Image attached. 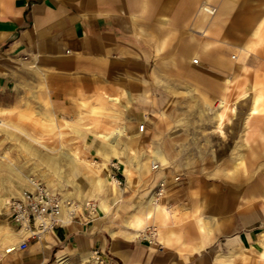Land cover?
I'll use <instances>...</instances> for the list:
<instances>
[{
    "label": "crops",
    "instance_id": "0c3cea01",
    "mask_svg": "<svg viewBox=\"0 0 264 264\" xmlns=\"http://www.w3.org/2000/svg\"><path fill=\"white\" fill-rule=\"evenodd\" d=\"M210 1L0 0V117L4 114L15 122L26 112L34 117L33 130L24 131L31 138L37 140L50 131L77 135L82 145L93 144L94 131L120 126L127 133L120 136L119 145L130 135L140 133L147 145L161 130L166 133V145H153L151 162L140 163L132 153L124 155L130 176L118 159L112 160L114 155L104 154L110 176L119 179L112 175V161L120 169L118 175L123 174L119 177L129 186L130 202L123 201L120 186L106 179L101 168L96 178L81 181L84 158L77 151L65 153L70 159L67 170L54 167L52 156L51 169L57 177L44 173L47 185L64 189V196L76 203L73 218L63 209L62 217L69 221L42 239H30L25 248L6 252L8 264H44L52 256L94 254L106 264H264V118L257 116L261 107L252 115L260 121L245 131L244 143L254 145L258 155L244 160L245 169L234 170L229 157L220 165L205 164L196 148L194 156L188 154L194 148L179 145V116L167 106L189 81L199 101L218 102L217 118L221 100L232 105L230 96L242 84L234 78L236 63L227 58L231 44L219 38L238 37L236 23L242 20L262 23L260 31L250 30L253 37L264 31V16L240 8L248 5L246 0H212L218 6L216 15L198 12L206 27L198 32L206 34L211 28L206 40L188 34L189 7ZM223 21L226 25L218 28L216 23ZM172 26L178 28V35H171ZM160 38L166 44L163 61L157 62ZM255 44L251 40L240 49L248 45L251 55ZM195 54L200 56L198 62L192 60ZM160 69L166 74L162 83L156 78ZM257 96L259 101L262 93ZM165 101L166 122L158 115ZM91 110L99 113L101 128L113 129H90ZM48 121L50 130L44 125ZM141 121L146 123L143 131L137 129ZM156 162L159 166L153 168ZM251 166L258 167L253 174L248 172ZM160 177L166 179L165 193L159 201L144 204ZM88 182L116 187L114 196H100L92 217L76 202L86 203L93 194ZM149 223L156 225L159 243L136 237L135 230Z\"/></svg>",
    "mask_w": 264,
    "mask_h": 264
},
{
    "label": "rangeland",
    "instance_id": "374dc122",
    "mask_svg": "<svg viewBox=\"0 0 264 264\" xmlns=\"http://www.w3.org/2000/svg\"><path fill=\"white\" fill-rule=\"evenodd\" d=\"M246 1L248 2V5L245 7H240L244 9V13H249V15L259 13V17L264 16V0ZM209 3L214 4L217 7L216 11L218 12V6L216 2H213L211 0ZM202 5L203 3H200L196 7H189L190 10L188 12V18L190 19V21L187 24L186 31L188 32V34L198 35L201 39L206 40L211 28L206 29V34L198 32V30H200L201 28H203V30L206 28L201 25V21L198 19V12H204L209 17H212V15H216L215 13L217 12H215L214 14H209L201 9ZM216 25L218 28H221V26L226 25V23L223 21L222 23H216ZM251 26L249 21L247 20L239 21L236 23V30L239 35L238 37L229 41L224 37L219 38V40L224 43L230 42L231 47L227 48V58L234 64L236 63V73L234 75H238L237 79H239L242 83L241 85H238L239 87H236L235 94L233 93V95L230 96V102L231 104H233H229L231 106V109H229L227 114L225 115L222 125V132L214 130L216 120L218 121V118H216L215 115L218 102L209 103L206 101H199L195 95L194 87L189 81L186 82L185 91L181 92L179 96L173 95V97H171V100L174 98V101L170 100L167 103V106L175 108L176 114H178L179 116L178 128L182 131L180 136H178L179 145H187L186 147L194 148V150L188 151V154L191 151L193 156L195 154L196 148L199 157H202L203 155L205 164L210 162H218L220 165L224 158L229 157L234 161V170H240L244 168V160H246L249 155L251 157L258 155V150L255 149L254 145L244 144L247 141V139L245 138V131L248 130V128H250L255 122L260 121L258 117L253 116L247 123L245 121L246 114L254 110L255 112H252L254 113L253 115H257L260 106L261 110L257 116L261 115L262 118H264V31L261 32L260 36L253 37V35L250 34ZM170 30L172 32L171 35H178L175 34L176 30H178L177 27L172 26L170 27ZM160 32V36H162L163 31L161 30ZM168 35L169 34L165 33V36ZM176 40H178L177 36L171 38L172 43ZM251 40H256L255 51L251 55L250 52L246 55L244 49L245 47L243 48L244 50H241L240 47L245 45L247 42H250ZM165 44L166 40L164 43L163 38H160L159 51L161 53L156 56L155 60L157 62L163 61L162 51L165 47ZM192 56H195L197 58L200 57L196 54ZM164 77L166 78V74H164L163 70L160 69L156 71V78L160 80L161 83L163 82ZM252 83L256 86H253ZM243 89H247L249 91V96L246 97L245 100L242 99L243 97L241 94ZM259 92L262 93V97L258 101L259 96L257 95L259 94ZM255 95L257 97H255L253 101V97ZM209 105H211L212 108ZM159 106L160 107L158 115H160L161 117L163 116L166 122V101L164 103H160ZM234 107H241L240 109L238 108L239 113H235L232 111V108ZM90 113L94 116V118H92L91 120L90 129H92L93 131L113 129V127L107 129L101 128L99 115H97L99 113L95 112L94 110H91ZM234 114L237 115L234 116ZM27 123L32 124V127L30 129L28 128ZM33 124L34 117H30L26 112L22 113L21 117L15 122H12V120L5 118L4 114H1L0 117V264H8V256H6V251L12 249L14 244L17 242L16 239H18V237L14 238L11 241L7 239L11 231H9V229H13L14 231L16 230L12 227L10 222L9 211L7 209V201L13 195L18 194L23 188L30 186L31 180L33 178H36L37 180L42 181L47 185V179L45 178L44 173L51 172L53 177H57L55 173H52L53 169H51L52 156L54 157V165L52 164L54 167H61V169L67 170L69 168L70 159L65 153L71 152L73 154H76L77 151L78 154L82 158H84V164L81 170L80 177L81 181H89L90 176H92V178H96L95 176H97L96 174L99 173V168H101V172L106 178L107 173H105L106 170L104 165L109 159H107L108 157L104 154L110 153L111 156L114 155L112 157V160L116 161V159H118V161H120L122 164V170H124L126 174L130 176V170L127 167L126 162L123 160V158L125 157L124 155L128 152L118 153L109 149L110 152L107 153V150H105V147H107V145L104 144L105 142L101 144V141L103 142V140L94 137L96 131H94L92 135H90L92 140L91 142H93V144L91 145H82L80 143L82 141L77 135L68 136L62 133L51 134L50 131L44 135H39V138H37L36 140L31 138L24 132L26 130L27 132L28 130H33ZM44 125H47L48 130H50V121H48V123L44 122ZM11 131L14 132V134L11 133ZM217 132L222 136H220ZM29 133L34 135L33 132ZM161 133L162 130L160 131V133H158V135H156V138L154 140L149 139L147 145H145L144 142L143 147L137 148L136 153H132L133 157L135 156L134 159L140 163H144L145 161L151 162L153 156V153H151L153 151V145H166V133L165 136L163 135V133ZM56 141H58L59 143L57 144ZM30 142L32 145H30ZM40 142L44 143V145H39ZM123 146L124 143L123 145H121V147ZM262 151H264V149H262ZM120 154H123V156L120 157ZM115 156L117 158H115ZM163 163H166V160ZM247 168L249 169V167ZM250 168L251 169L248 172L251 171V173L253 174L254 170L258 167L253 168L251 166ZM115 170L118 173L120 169L116 168ZM133 170L134 171L132 173V177H135V175H137V169L133 167ZM152 175L153 172L149 173L147 180H149L150 177L152 178ZM119 176H121V178H124L121 172H119ZM108 177L111 178L110 171ZM121 178V182L120 184H118V186H120L121 188L119 190L123 192L122 199L123 201L130 202L131 197H126V194L130 192L128 189L129 186L128 184L126 185L124 179L121 180ZM79 180H75V185ZM115 181L116 180L114 179V182ZM88 183L90 185V188H92V190H95L91 192V194H93L88 196L87 199L94 201L96 207H98L100 196L104 195V193H106L105 195L107 196H114L115 194V191L112 188L111 183L109 182L104 184L101 188L98 187V185L95 183ZM67 184L68 183H66V181L63 182V186L66 187L68 186ZM144 184L145 183H143V185ZM50 188L52 187L50 186ZM55 189L59 190L64 196V189ZM144 190H147V188ZM137 199L138 198L136 197L134 201L137 202ZM76 202L84 208L83 211L87 214L86 209L83 206L84 200L78 199L76 200ZM146 203L148 204V201L145 199L144 204ZM92 216L93 215H91V217ZM143 226L144 224L140 225V231L143 229ZM140 231L137 232V230H135L136 237L143 238L142 235L139 234ZM54 262L59 264H106V261L102 257L96 256L95 254L88 257H77L76 255H69L68 257H59L57 259L52 256L44 264H53Z\"/></svg>",
    "mask_w": 264,
    "mask_h": 264
},
{
    "label": "built area",
    "instance_id": "2783aa9c",
    "mask_svg": "<svg viewBox=\"0 0 264 264\" xmlns=\"http://www.w3.org/2000/svg\"><path fill=\"white\" fill-rule=\"evenodd\" d=\"M203 10L209 14H214L217 7L211 3H206ZM193 62H198V58H194ZM146 128L145 121L137 124V129L143 131ZM159 162H156L153 168H158ZM112 175H115L120 184V177L116 172L118 165L115 161L111 162ZM166 191V179L160 177L153 188V201H159ZM70 199L64 198L63 194L55 189L48 187L39 180L32 181L30 186L23 188L16 195L10 197L7 201V209L9 218L14 229L21 231L22 236L16 244L17 248H25L28 246L30 239H42L46 234L53 231L58 224H63L69 220H65L62 215L64 203H70ZM84 203V207L89 216L96 212V204L94 201L88 200ZM73 218V217H72ZM143 238L150 243H159L157 239V227L155 224H146L140 233Z\"/></svg>",
    "mask_w": 264,
    "mask_h": 264
},
{
    "label": "bare ground",
    "instance_id": "6f19581e",
    "mask_svg": "<svg viewBox=\"0 0 264 264\" xmlns=\"http://www.w3.org/2000/svg\"><path fill=\"white\" fill-rule=\"evenodd\" d=\"M56 2V1H55ZM208 3V2H205L203 3L202 5V9H203V6ZM250 23V26H251V29L255 30V31H260L262 28H261V25L262 23H259V22H253V20H251ZM250 29V30H251ZM152 38V37H151ZM151 40V39H150ZM154 45V44H153ZM245 48V54L247 55L251 50H250V47L248 45L244 46ZM244 54V53H243ZM195 58V56H192V60ZM197 58V57H196ZM242 58V57H241ZM243 59V58H242ZM236 73V72H235ZM237 76L238 75H234V78L237 79ZM239 87V86H238ZM241 92V91H240ZM242 99H246V97L249 96V91L247 89H243L242 92ZM113 99V98H112ZM117 99V98H115ZM241 100V98H240ZM243 101V100H242ZM221 104V109L217 110V118H218V121L217 123L215 124L214 126V130L215 131H218V132H222V125H223V121H224V118H225V115L227 114L228 110L231 109V106L229 105V103H227V101H225L224 99L221 100L220 102ZM239 108V107H238ZM232 108V111L235 112V113H239V109L241 108ZM243 111V110H242ZM248 111V110H247ZM252 112H255L254 110ZM252 112H249L248 115L245 116V121L248 123L249 120L252 118V115L254 113ZM237 114H234V116H236ZM232 120V119H231ZM249 126V125H248ZM126 129L123 127V126H120V127H117L116 129H113L111 131H97L95 132L94 134V137L95 138H99L101 140H103V142L109 144L107 145V147H105L106 149H111L112 151H115V152H118V153H123V152H128V153H133L135 154L136 153V149L137 148H140V147H143L144 145V139L142 138V136H140V133L138 134H135V135H130L128 137L127 140H124V146L121 147V145H119L120 143V136L123 135V134H126ZM106 145V144H105ZM142 153V151H141ZM123 155V154H122ZM135 157V156H134ZM159 157H160V154H159ZM164 159V157H163ZM113 162V161H112ZM156 163L153 164V167ZM105 167V170L107 173V176H106V179L108 178L109 180H114V178H109V166L107 165V163L104 165ZM127 170V169H126ZM32 179V178H30ZM36 178H33L31 180L32 181H35ZM115 183V182H114ZM114 189H116L115 185H114ZM152 195V196H151ZM149 195L146 200L148 201V205H151L152 204V201L154 199V196H153V193ZM86 197V196H85ZM153 197V199H152ZM64 198L68 199V197H65ZM70 199V198H69ZM70 203H64V207L62 208V211L63 209H66V212L67 213V217L70 218L74 215V207L76 205V203L74 201H72L71 199L69 200ZM89 201H86V203H88ZM154 203V201H153ZM61 215H62V212H61ZM67 220V219H66ZM11 230V231H10ZM10 231V234H9V237L7 238L8 240H13L14 238H17L20 236H22V233L21 231L19 230H13V229H9ZM17 240V239H16ZM18 242V241H17ZM17 242L14 244L13 248L6 251V252H9V251H12V250H15L16 249V244ZM62 261V260H61ZM53 264H59V263H56L54 262Z\"/></svg>",
    "mask_w": 264,
    "mask_h": 264
}]
</instances>
